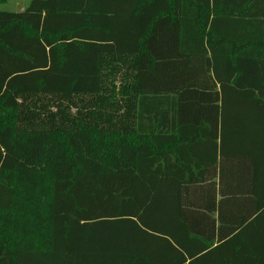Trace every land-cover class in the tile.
I'll return each instance as SVG.
<instances>
[{
	"label": "trees",
	"instance_id": "1",
	"mask_svg": "<svg viewBox=\"0 0 264 264\" xmlns=\"http://www.w3.org/2000/svg\"><path fill=\"white\" fill-rule=\"evenodd\" d=\"M0 264H264V0L0 11Z\"/></svg>",
	"mask_w": 264,
	"mask_h": 264
},
{
	"label": "rangeland",
	"instance_id": "2",
	"mask_svg": "<svg viewBox=\"0 0 264 264\" xmlns=\"http://www.w3.org/2000/svg\"><path fill=\"white\" fill-rule=\"evenodd\" d=\"M32 0H6L0 3V11L5 12H22L24 11Z\"/></svg>",
	"mask_w": 264,
	"mask_h": 264
}]
</instances>
